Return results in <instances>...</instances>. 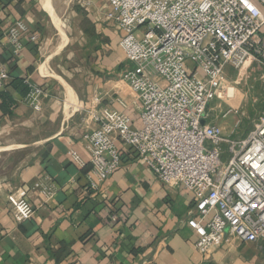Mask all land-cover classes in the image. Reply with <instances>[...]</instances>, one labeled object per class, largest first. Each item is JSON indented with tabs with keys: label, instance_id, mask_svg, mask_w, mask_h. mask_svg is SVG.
I'll return each mask as SVG.
<instances>
[{
	"label": "crops",
	"instance_id": "1",
	"mask_svg": "<svg viewBox=\"0 0 264 264\" xmlns=\"http://www.w3.org/2000/svg\"><path fill=\"white\" fill-rule=\"evenodd\" d=\"M60 1L49 0L51 8ZM82 1L87 7L75 10L80 19L67 37L66 12L52 10L61 32L42 0H0V62L8 74L0 91V264H264L261 242L233 239L197 251L186 224L192 192L178 181L163 184L120 141L119 167L90 185L81 135L97 127L91 115L123 113L134 129L141 120L120 79L129 64L123 32L106 19L107 0ZM47 16L58 31L51 44ZM30 84L44 90L40 110L25 100ZM23 193L33 214L17 223L9 203Z\"/></svg>",
	"mask_w": 264,
	"mask_h": 264
},
{
	"label": "built area",
	"instance_id": "2",
	"mask_svg": "<svg viewBox=\"0 0 264 264\" xmlns=\"http://www.w3.org/2000/svg\"><path fill=\"white\" fill-rule=\"evenodd\" d=\"M107 9L106 19L123 32L129 64L120 79L139 102L141 127L131 128L123 113L91 115L97 127L81 135L90 185L119 167L120 141L163 184L178 181L192 192L186 224L197 251L207 254L233 239L264 243V115L243 139L206 117L227 66L264 60V0H107ZM7 78L0 62V91ZM29 87L25 100L40 110L44 90ZM9 210L17 223L33 214L24 193Z\"/></svg>",
	"mask_w": 264,
	"mask_h": 264
},
{
	"label": "rangeland",
	"instance_id": "3",
	"mask_svg": "<svg viewBox=\"0 0 264 264\" xmlns=\"http://www.w3.org/2000/svg\"><path fill=\"white\" fill-rule=\"evenodd\" d=\"M85 7L87 6L82 0L60 1L53 7L55 14L66 12L67 37L69 28H75L80 19L75 10H84ZM46 22L45 42L55 43L58 31L52 26L48 16ZM261 115H264V60L256 58L238 67L227 66L216 97L207 107V120L219 124L225 135L243 139ZM220 148L224 151V160L228 157L227 146L221 144Z\"/></svg>",
	"mask_w": 264,
	"mask_h": 264
},
{
	"label": "bare ground",
	"instance_id": "4",
	"mask_svg": "<svg viewBox=\"0 0 264 264\" xmlns=\"http://www.w3.org/2000/svg\"><path fill=\"white\" fill-rule=\"evenodd\" d=\"M41 4H43V7L45 8V10L48 11L52 15L53 22L57 25L59 30L62 32L63 31L62 25L58 22L57 18L55 17L54 15L55 13L53 14L52 12L53 9L50 6L49 0H42Z\"/></svg>",
	"mask_w": 264,
	"mask_h": 264
},
{
	"label": "trees",
	"instance_id": "5",
	"mask_svg": "<svg viewBox=\"0 0 264 264\" xmlns=\"http://www.w3.org/2000/svg\"><path fill=\"white\" fill-rule=\"evenodd\" d=\"M29 89H30V87H29ZM29 89H28V91H29ZM28 93V92H27Z\"/></svg>",
	"mask_w": 264,
	"mask_h": 264
},
{
	"label": "water",
	"instance_id": "6",
	"mask_svg": "<svg viewBox=\"0 0 264 264\" xmlns=\"http://www.w3.org/2000/svg\"><path fill=\"white\" fill-rule=\"evenodd\" d=\"M202 123H203V121H202Z\"/></svg>",
	"mask_w": 264,
	"mask_h": 264
}]
</instances>
